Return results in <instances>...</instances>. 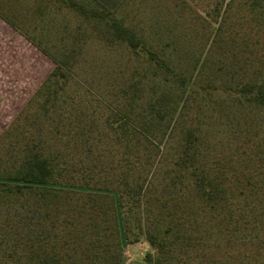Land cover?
<instances>
[{
  "label": "trees",
  "instance_id": "1",
  "mask_svg": "<svg viewBox=\"0 0 264 264\" xmlns=\"http://www.w3.org/2000/svg\"><path fill=\"white\" fill-rule=\"evenodd\" d=\"M93 1L68 3L135 62L103 101L67 90L74 48L52 57L0 135V235L13 236L18 264H123L124 242L141 239L154 250L144 264H264V0H198L213 39L190 77L163 53L174 37L159 48L134 20L141 0ZM232 24L240 32L227 35ZM149 68L175 87L145 100ZM234 244L244 254L211 255Z\"/></svg>",
  "mask_w": 264,
  "mask_h": 264
},
{
  "label": "rangeland",
  "instance_id": "2",
  "mask_svg": "<svg viewBox=\"0 0 264 264\" xmlns=\"http://www.w3.org/2000/svg\"><path fill=\"white\" fill-rule=\"evenodd\" d=\"M76 1L85 3L89 8L98 6L93 0ZM100 1L107 7L114 9L122 0ZM180 1L141 0L142 4L140 5L138 0L140 10L135 15L134 20L138 21L139 27H144L142 30L158 47L174 37L175 42L168 46L165 45L166 48L163 53L170 58L176 71L185 77H190L194 72L196 59L206 50L213 39V29L212 26H209L208 20L210 18L207 20L204 8L198 5V0H188L192 3L193 10L178 6ZM68 2L69 0H0V14L15 21L21 30L27 33L51 58L63 59L65 54L74 48L76 54L67 90L72 93L79 91L105 101L111 98L113 93H116L117 88H115L114 83V87L111 83L120 79V67L125 69L128 63L132 64L135 61L130 60L128 62V53L123 47L110 46L102 40L97 35L98 30L94 23H88L79 11L69 6ZM234 19L238 20L237 17ZM168 25L173 27L174 31L171 34L167 33ZM238 26L236 24H232V28L227 26L225 28L227 35L233 34L235 31L240 32ZM221 51L222 48L216 46L211 52L217 61L222 58ZM42 56L37 61L35 58L33 60L24 59V96H32L41 81L52 69L51 60L44 56L46 62H43ZM195 72L197 73L196 70ZM169 79L160 70L147 69L143 81L144 99L149 100L155 93H159L165 88H174L175 84ZM22 109L19 110L18 114ZM230 121L233 124L236 123L231 117ZM246 138L249 140L248 137ZM221 139L219 138V140ZM253 139L255 140V138ZM19 215L21 217L20 212L16 209L12 211L11 218L7 221L8 230L14 231L20 228L21 223L17 220ZM2 236L0 235V264H18L16 259L18 248L13 246L11 239L13 236L9 234L3 239ZM209 243L213 245L212 241H204V244L210 245ZM232 244L231 242L230 245ZM234 245L236 246L235 249L237 248L234 251L223 248L224 246L215 248V251L210 249L211 255L215 254V257H220L229 255V253L237 254L240 250L244 254L245 248H240L238 244ZM148 252H154V250L145 239L132 243L124 242L123 264H144L143 259Z\"/></svg>",
  "mask_w": 264,
  "mask_h": 264
},
{
  "label": "crops",
  "instance_id": "3",
  "mask_svg": "<svg viewBox=\"0 0 264 264\" xmlns=\"http://www.w3.org/2000/svg\"><path fill=\"white\" fill-rule=\"evenodd\" d=\"M40 56L43 62H46L44 56L51 60L53 65L50 74L55 67L54 60L34 40L17 30L0 14V135L31 98V95H23L24 59L35 58L37 61Z\"/></svg>",
  "mask_w": 264,
  "mask_h": 264
}]
</instances>
